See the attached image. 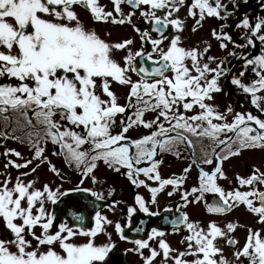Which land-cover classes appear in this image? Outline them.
<instances>
[{
	"label": "snow or ice",
	"instance_id": "1",
	"mask_svg": "<svg viewBox=\"0 0 264 264\" xmlns=\"http://www.w3.org/2000/svg\"><path fill=\"white\" fill-rule=\"evenodd\" d=\"M229 2L238 8L236 0ZM78 8L94 25H128L139 47L132 37L113 40L111 31L101 34L86 25ZM234 15L222 0H0V222L6 233L0 237V264H107L116 247L109 227L133 245L125 252L139 256L141 264H157L158 257L159 264H243L242 257L247 264H264V171L252 166L248 175L236 173L233 184L222 168L245 150L264 151V16L238 20L235 28L243 43L224 31L231 25L212 28L210 35L224 56L209 54L208 41L185 46L182 39L189 18L196 32L208 18L226 21ZM134 18L147 27L140 28ZM257 44L259 51L252 54ZM229 58L241 63L239 73ZM224 77L258 114L236 111L231 104L221 111L213 103ZM133 131L136 136L129 135ZM8 140L24 145L29 155L8 147ZM165 153L177 158L187 153L190 162L166 177L160 171ZM50 156L78 173L79 184L63 188L69 181ZM101 163L135 189L146 190L147 196L134 193L124 223L102 213L96 201L104 200L103 192L80 187L85 178L99 183L95 171ZM42 165L61 183L36 187L38 176L26 179ZM193 166L198 174L189 189L185 183ZM221 180H228V189ZM71 192L94 198V215L80 213L87 205L75 206L71 220L49 209ZM162 194L179 196L174 205L179 214L163 217L173 234L186 232L179 248L159 227L131 229L144 233L142 238L125 235L137 211L161 215L151 206L159 209ZM205 194L216 197L205 204L209 214L225 215L243 205L262 227H247L243 245L236 248L235 232L243 227L238 222L204 223L180 210L201 202ZM120 203L104 207L115 214ZM100 236L104 240L97 243ZM225 245L234 249L232 261L224 255Z\"/></svg>",
	"mask_w": 264,
	"mask_h": 264
},
{
	"label": "flooded vegetation",
	"instance_id": "2",
	"mask_svg": "<svg viewBox=\"0 0 264 264\" xmlns=\"http://www.w3.org/2000/svg\"><path fill=\"white\" fill-rule=\"evenodd\" d=\"M102 3L107 4L108 0H101ZM222 2L227 3V8L229 11L235 12L234 16L229 17L226 21H220L216 18H208L203 22V27L199 28L198 31L192 32V25L194 21L189 18L187 20L188 27L186 30L182 33V39L185 44V46H191L196 45L200 43L201 41H208L212 44V49L209 54L214 56H224L225 53L221 51L218 47L217 42L212 39L210 35V30L212 28H218L219 24L226 23L227 25H231L232 27H226L224 31L229 32L233 39L237 43H243V41L240 38V30L235 28V24L238 22L239 19H241L243 16L247 15L251 21H255L257 16H264V0H236V4L238 5V8H233V5L229 0H222ZM77 11L80 13L81 20L88 26H94L96 27L97 31L101 32L103 34L104 26H110L114 32L112 34L116 33L115 35H112L113 40H118L121 37H132L135 39L136 43L134 44V47H139V38L132 31V29L128 25L119 26V25H100V24H93V22L89 18V14L82 8H78ZM125 11H127V8H125ZM186 14V8H182L180 10L179 15L181 17H184ZM138 17V14H137ZM135 22L140 28L147 27V25L144 24L143 20L134 18ZM232 45L229 44V48H231ZM237 51H240L237 49ZM244 51H249V49H244ZM259 51V44H257V48L255 50H252V54H256ZM231 65L233 66V71L235 73H239V71L242 68V65L239 61H237L235 58H229ZM251 78V70L248 69V71L245 74V81L247 82ZM221 84L223 87V91L221 93L215 94V100L214 104L219 106V109L223 111L229 104H231L236 111H251L253 114H258L257 110L252 107V109L249 106L248 100L245 99L244 95L236 89L234 86H232L229 82L228 77H224L221 79ZM118 92L124 91L123 89H117ZM243 105V107H241ZM231 119V117H229ZM146 130L140 129L139 132L143 133ZM129 135L136 136L137 132L133 131L130 132ZM8 147L16 148L17 150L24 153L25 156H28V150L24 145H21L15 141L8 140L4 142ZM49 150H51V145H49ZM3 152V148H0V153ZM245 152H251L253 153V157L249 155L248 159H243V155ZM197 154L199 155V150H197ZM50 155V151H49ZM52 162L59 168H61L62 173L67 178V180L73 178L76 179L75 184L68 183L70 186H66L67 183H63V188L68 189L73 187L74 185L79 184L80 176L75 171H69L67 170V166L62 162L61 158L59 157H51ZM15 159V157H13ZM190 160L188 159V154L184 153L183 158H177L175 155L170 153L163 154V164L161 165L160 171L162 175L164 176H170L173 173L179 174L184 167L188 165ZM3 157L0 156V169L3 168ZM252 166H256L261 168L262 171H264V151L255 149V150H245L242 152L240 156L230 158L228 161H224L222 163V168L225 171L227 177L229 180L233 181L234 184V176L236 173H239L241 175H248L250 174V168ZM102 168H107L102 163L99 165L98 169L95 171V175L99 181L98 184H93L92 180L84 181L80 187H89L93 188L94 190L101 191L104 193V200L96 201L97 204L101 206V211L103 214L107 215L110 219L113 220H120L121 223H124L125 221V213H126V205L133 203V196L134 193L139 191L141 194L147 196L146 190L144 189H135L130 182L122 175H119L112 170L110 171H103ZM13 176L16 175V170H11ZM22 171H27V169H22ZM198 174V169L193 166L191 172L189 173V177L185 183L186 188H191L196 183V177ZM34 176L39 177L40 183L36 185V187H40L41 183L46 181H52L56 184L61 183L59 178L55 177L52 173H50L47 170L46 165H42L39 169H37V172L30 175L26 179H32ZM220 184L225 187V189H228L229 182L228 180H221ZM110 189H115L112 196H108V191ZM92 198L87 193H75L71 192L66 197L62 198L63 203H59L57 205H49V209L56 212L59 219H69L72 218V213L76 212V207L79 205H87L86 208H80V213L84 214L86 217L89 216V214H93L92 209ZM216 197L214 194H205V199L198 203H190L186 208H181V211H186L190 218L192 220H200L204 223H207L208 220H216L217 222H226V221H233L238 222L243 227L239 228L235 232V237L240 241L238 245H236V248H239L243 245L245 237H246V228L247 227H253V228H259L262 227L259 224H256V217H254L250 212L247 211V209L240 205L236 208H234L232 211L225 215H214L209 214L207 212V209L205 207L206 203H213ZM120 201L121 203L117 207V212L114 214L111 211L108 210L107 207H104L105 204L111 203V201ZM179 201V196H173L171 198H168L166 194H162L159 197V209H157L156 206H151L153 211L159 210L161 215L158 217H150L142 212L137 211L131 220V226L125 228V235L129 237V239L134 238H142L144 237V233H136L135 231L131 230L134 229L137 226L143 227L145 231L150 230L152 227H159L162 230H165L168 235L166 236L167 241L173 246V247H181L180 241L182 239V236L186 234V232L182 231L176 234H173L171 231V226L165 222L163 219L164 216H168L169 219L172 218L173 214L178 215L179 213L176 212L174 205ZM165 207L173 208L172 213H167L164 211ZM141 221L144 223L141 225ZM86 224L89 226H93L91 220H86ZM109 232H112V239L116 243V247L109 253V256L107 259V264H141L139 256L132 252H125V249L133 247L131 243L125 240H120L118 235L114 232V230L109 227ZM5 233V228L2 222H0V237H2ZM80 240H83V237L79 238ZM104 240L103 236H100L97 238V243H100ZM234 251L233 248L228 247L227 245L224 246V255L227 259L232 261L234 258L232 257V252ZM241 260L243 261V264H247V261L242 257ZM157 264H159V257L157 258Z\"/></svg>",
	"mask_w": 264,
	"mask_h": 264
},
{
	"label": "rangeland",
	"instance_id": "3",
	"mask_svg": "<svg viewBox=\"0 0 264 264\" xmlns=\"http://www.w3.org/2000/svg\"><path fill=\"white\" fill-rule=\"evenodd\" d=\"M105 29H107V30H109V31H111V32H114L110 26H104L103 31H104ZM103 31H102V32H103ZM112 35H115V36H116V33H114V34H112ZM249 155H251V156L253 157V153H251V152H245V154L243 155V159L247 160L248 157H249ZM102 170H103V171H105V170L110 171V169H108V168H102ZM89 180H90V178H85V179H84V181H89ZM68 181H69V182H66V183H67V185H66L67 187L70 186V184H68V183L75 184L76 179L71 178V179H69Z\"/></svg>",
	"mask_w": 264,
	"mask_h": 264
},
{
	"label": "water",
	"instance_id": "4",
	"mask_svg": "<svg viewBox=\"0 0 264 264\" xmlns=\"http://www.w3.org/2000/svg\"><path fill=\"white\" fill-rule=\"evenodd\" d=\"M249 105H250V103H249ZM250 108H252V106L250 105Z\"/></svg>",
	"mask_w": 264,
	"mask_h": 264
}]
</instances>
